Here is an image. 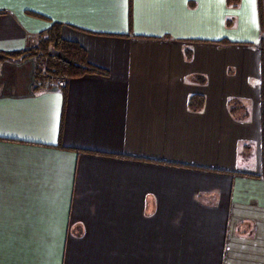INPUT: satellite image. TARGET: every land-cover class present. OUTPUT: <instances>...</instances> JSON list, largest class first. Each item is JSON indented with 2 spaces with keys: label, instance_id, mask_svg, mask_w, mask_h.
<instances>
[{
  "label": "crops",
  "instance_id": "obj_1",
  "mask_svg": "<svg viewBox=\"0 0 264 264\" xmlns=\"http://www.w3.org/2000/svg\"><path fill=\"white\" fill-rule=\"evenodd\" d=\"M234 2L0 0V54L58 26L105 73L0 61V264H264V0Z\"/></svg>",
  "mask_w": 264,
  "mask_h": 264
},
{
  "label": "trees",
  "instance_id": "obj_2",
  "mask_svg": "<svg viewBox=\"0 0 264 264\" xmlns=\"http://www.w3.org/2000/svg\"><path fill=\"white\" fill-rule=\"evenodd\" d=\"M229 1L234 2L235 0ZM26 58H32L36 62L35 80H37L40 71L42 78H51L50 81H65L84 74H105L102 70L87 63L84 51L77 43L61 38L58 26H53L48 32L40 35L36 45L30 49L0 54V61ZM188 108L191 111H200L203 108L202 98L195 95L190 96Z\"/></svg>",
  "mask_w": 264,
  "mask_h": 264
},
{
  "label": "rangeland",
  "instance_id": "obj_3",
  "mask_svg": "<svg viewBox=\"0 0 264 264\" xmlns=\"http://www.w3.org/2000/svg\"><path fill=\"white\" fill-rule=\"evenodd\" d=\"M233 4H234V2H230V1H229V5H228V6H229V7H232ZM29 59H32V58H29ZM32 60H33V59H32ZM38 79L42 81V80H50L51 78H47V79H46V78H42V72L40 71V72H39V76L37 77V80H38ZM236 114L238 115V113H236ZM251 162H252V160H251Z\"/></svg>",
  "mask_w": 264,
  "mask_h": 264
},
{
  "label": "built area",
  "instance_id": "obj_4",
  "mask_svg": "<svg viewBox=\"0 0 264 264\" xmlns=\"http://www.w3.org/2000/svg\"><path fill=\"white\" fill-rule=\"evenodd\" d=\"M64 82H65L64 80H58V81L56 82L57 87H59V88L64 87V85H65Z\"/></svg>",
  "mask_w": 264,
  "mask_h": 264
}]
</instances>
